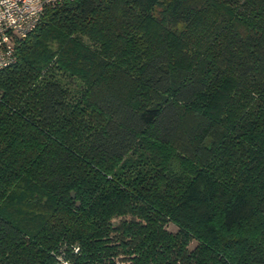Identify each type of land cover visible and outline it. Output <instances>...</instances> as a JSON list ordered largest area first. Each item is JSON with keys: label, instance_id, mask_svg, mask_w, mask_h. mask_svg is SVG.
I'll use <instances>...</instances> for the list:
<instances>
[{"label": "trees", "instance_id": "1", "mask_svg": "<svg viewBox=\"0 0 264 264\" xmlns=\"http://www.w3.org/2000/svg\"><path fill=\"white\" fill-rule=\"evenodd\" d=\"M0 264H264V0L44 6L0 71Z\"/></svg>", "mask_w": 264, "mask_h": 264}, {"label": "built area", "instance_id": "2", "mask_svg": "<svg viewBox=\"0 0 264 264\" xmlns=\"http://www.w3.org/2000/svg\"><path fill=\"white\" fill-rule=\"evenodd\" d=\"M62 0H0V71L15 62V42L39 23L43 8Z\"/></svg>", "mask_w": 264, "mask_h": 264}, {"label": "rangeland", "instance_id": "3", "mask_svg": "<svg viewBox=\"0 0 264 264\" xmlns=\"http://www.w3.org/2000/svg\"><path fill=\"white\" fill-rule=\"evenodd\" d=\"M167 230L168 231H170V232H176V227L175 226H173L172 224H169L168 226H167ZM195 242H192L191 244H190V246H189V249L190 250H192L193 248H194V246H195Z\"/></svg>", "mask_w": 264, "mask_h": 264}, {"label": "water", "instance_id": "4", "mask_svg": "<svg viewBox=\"0 0 264 264\" xmlns=\"http://www.w3.org/2000/svg\"><path fill=\"white\" fill-rule=\"evenodd\" d=\"M71 196H72V198L74 199V194H73V193L71 194ZM77 205H79V203H77Z\"/></svg>", "mask_w": 264, "mask_h": 264}]
</instances>
